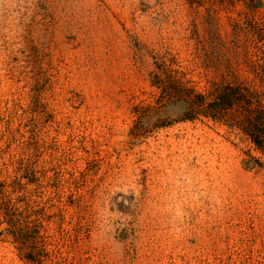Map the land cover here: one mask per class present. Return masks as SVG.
Wrapping results in <instances>:
<instances>
[{
  "label": "rangeland",
  "instance_id": "rangeland-1",
  "mask_svg": "<svg viewBox=\"0 0 264 264\" xmlns=\"http://www.w3.org/2000/svg\"><path fill=\"white\" fill-rule=\"evenodd\" d=\"M263 68L264 0H0V264H264V154L157 113Z\"/></svg>",
  "mask_w": 264,
  "mask_h": 264
},
{
  "label": "trees",
  "instance_id": "trees-1",
  "mask_svg": "<svg viewBox=\"0 0 264 264\" xmlns=\"http://www.w3.org/2000/svg\"><path fill=\"white\" fill-rule=\"evenodd\" d=\"M253 80L231 73L233 80L212 83L206 94L197 92L178 81L163 85V92L171 99L162 109L174 105L179 108L175 121H194L205 117L237 129L256 150L264 154V68L255 71ZM161 86V84H159ZM168 122V123H167ZM158 126L171 124L163 119Z\"/></svg>",
  "mask_w": 264,
  "mask_h": 264
}]
</instances>
